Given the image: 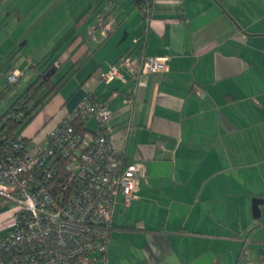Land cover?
Wrapping results in <instances>:
<instances>
[{"label": "crops", "instance_id": "obj_1", "mask_svg": "<svg viewBox=\"0 0 264 264\" xmlns=\"http://www.w3.org/2000/svg\"><path fill=\"white\" fill-rule=\"evenodd\" d=\"M37 3L0 0V55L27 37L22 13ZM64 3L49 54L68 78L25 135L42 139L88 93L106 103L114 149L145 177L115 209L104 264H264V0H151L148 21L134 0ZM109 13L112 31L87 42ZM123 56L168 57V71L122 69L124 82L104 85L99 74Z\"/></svg>", "mask_w": 264, "mask_h": 264}, {"label": "built area", "instance_id": "obj_2", "mask_svg": "<svg viewBox=\"0 0 264 264\" xmlns=\"http://www.w3.org/2000/svg\"><path fill=\"white\" fill-rule=\"evenodd\" d=\"M145 21L151 0H144ZM111 15H99L85 31L98 44L112 31ZM168 57L146 56L139 62L121 57L99 74L108 85L168 71ZM2 75H0L1 77ZM10 71L2 88L17 83ZM194 92L201 96L200 88ZM133 99L127 97L125 104ZM111 113L105 102L86 94L42 139L4 128L0 114V264H104L116 207L137 198L141 163H125L111 141ZM93 120L95 127L85 124ZM83 126L79 130L77 126Z\"/></svg>", "mask_w": 264, "mask_h": 264}, {"label": "rangeland", "instance_id": "obj_3", "mask_svg": "<svg viewBox=\"0 0 264 264\" xmlns=\"http://www.w3.org/2000/svg\"><path fill=\"white\" fill-rule=\"evenodd\" d=\"M50 1L51 3L48 4ZM59 1L62 2L60 5L58 4ZM64 2H67V0H43L42 4L37 3V6H40L39 8L23 11L24 21L20 24V29L18 30H25L27 32V37L24 39L27 40V42L23 44L24 40L18 41L8 55H0V75H2L0 77V94L3 92L2 84L5 76L12 71L9 69L16 67L19 69L20 73H22L17 83L5 90L3 96L0 97V114L5 113L14 95L23 91L31 78L37 74L36 64L43 56L49 54L50 49L54 46L53 44L50 45L49 41L54 37L60 24L65 20V15L68 17L67 13L64 14ZM43 4L51 6L50 9L43 12ZM108 15L111 14L109 13ZM27 64H29V66ZM56 64L55 66L58 67V63ZM65 69L66 68L61 69L59 74L64 73ZM37 117L31 119L28 125L23 129L22 133L24 135L37 123ZM8 207L7 209H9ZM7 209L0 212V218L8 213Z\"/></svg>", "mask_w": 264, "mask_h": 264}, {"label": "trees", "instance_id": "obj_4", "mask_svg": "<svg viewBox=\"0 0 264 264\" xmlns=\"http://www.w3.org/2000/svg\"><path fill=\"white\" fill-rule=\"evenodd\" d=\"M140 9L144 6L143 0H134ZM86 40V34H85ZM60 52L58 54H46L36 64L37 74L27 83L25 89L14 95L9 108L4 114V128L12 131L22 132L31 119L48 103L67 80L68 74H58L61 65ZM56 67L55 65H57ZM30 64V63H29ZM10 88V87H9ZM3 89L0 97L3 96ZM77 126L79 130H83ZM90 130V129H89Z\"/></svg>", "mask_w": 264, "mask_h": 264}, {"label": "water", "instance_id": "obj_5", "mask_svg": "<svg viewBox=\"0 0 264 264\" xmlns=\"http://www.w3.org/2000/svg\"><path fill=\"white\" fill-rule=\"evenodd\" d=\"M259 204H261V200H259V199H253L252 200L251 209H252V217L254 219H257L260 215L259 208H258Z\"/></svg>", "mask_w": 264, "mask_h": 264}]
</instances>
